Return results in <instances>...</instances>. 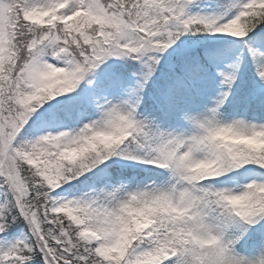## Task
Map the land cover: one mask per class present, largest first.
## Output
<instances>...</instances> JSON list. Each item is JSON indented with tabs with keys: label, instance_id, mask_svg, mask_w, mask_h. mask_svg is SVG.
Wrapping results in <instances>:
<instances>
[{
	"label": "snow or ice",
	"instance_id": "snow-or-ice-1",
	"mask_svg": "<svg viewBox=\"0 0 264 264\" xmlns=\"http://www.w3.org/2000/svg\"><path fill=\"white\" fill-rule=\"evenodd\" d=\"M0 264H264V0H0Z\"/></svg>",
	"mask_w": 264,
	"mask_h": 264
}]
</instances>
